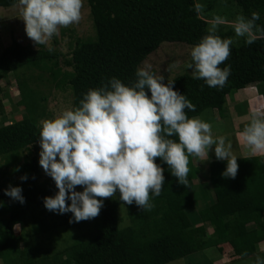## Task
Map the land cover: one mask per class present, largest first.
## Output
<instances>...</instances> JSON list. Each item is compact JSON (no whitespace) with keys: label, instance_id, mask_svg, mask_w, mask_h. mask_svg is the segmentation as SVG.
<instances>
[{"label":"trees","instance_id":"16d2710c","mask_svg":"<svg viewBox=\"0 0 264 264\" xmlns=\"http://www.w3.org/2000/svg\"><path fill=\"white\" fill-rule=\"evenodd\" d=\"M84 1L94 37H76L66 50L59 47L57 35L48 47L36 46L26 35L23 17L0 26L10 35L8 43L0 48V72L17 76L18 70H31L30 79L37 81L34 90L31 83L19 80L21 98L16 104L22 105L26 117L0 126V156L20 155L24 163L19 173L28 177L17 181L12 172L0 182V264H166L209 247L218 256L224 249L231 250V261L264 253L259 248L264 243V154L237 159L234 179L221 176L226 167L224 161H211L207 179L212 199L202 209L196 208L192 192V155L188 157L187 186L178 184L163 164L164 184L158 196L149 193L151 207L142 210L135 203L124 204L128 225L118 226L117 206L121 200L117 191L118 194L104 199L96 216L99 227L94 236L74 240L60 249L51 247L49 252L28 260L19 253L25 241L20 228L26 212L30 207L44 206L43 198L58 191L55 184L40 180L37 154L41 120L79 107L89 89L98 88L113 77L131 84L136 80L137 68L145 65L148 56L163 43L189 47L207 34V22L194 11V0ZM233 1L240 15L250 17L253 12L259 13L260 19L255 23L264 29V0ZM17 5L18 0H0V10L5 12ZM7 22L13 29L7 27ZM231 33L230 29L218 28L217 35L231 38ZM225 65H230L231 71L222 88H210L185 71L170 78L174 80V90L195 105L194 111L185 110L189 118H196L205 109L226 116V97L231 93L236 97L250 86H260V106L264 105V37L257 36L252 44L242 41L230 45V55L219 67ZM151 71L155 73L156 68ZM41 85L49 87L50 93ZM51 90L55 92L50 101L56 105L52 112L47 109ZM3 110L0 100V116ZM156 162L160 163L159 158ZM9 185L21 187L23 204L4 195ZM75 190L82 191V187L76 186ZM66 216L71 218L72 214ZM35 226L33 232L37 234ZM184 264L193 263L187 260Z\"/></svg>","mask_w":264,"mask_h":264},{"label":"clouds","instance_id":"9594fccd","mask_svg":"<svg viewBox=\"0 0 264 264\" xmlns=\"http://www.w3.org/2000/svg\"><path fill=\"white\" fill-rule=\"evenodd\" d=\"M82 2L18 0L27 37L36 46L48 47L60 27L80 20ZM203 10V4L194 3L197 15ZM259 19L257 12L250 17L237 15L232 22L235 36L244 37L246 44H252L257 36L264 37V29L255 23ZM223 23V17H212L207 34L192 46L186 65L193 79L203 80L210 88H222L231 71L230 65L219 67L233 44L232 38L217 35ZM135 75L136 80L128 85L113 77L89 89L79 107L41 121L38 163L58 189L53 196L43 198L46 210L71 213L70 223L90 220L98 216L103 198L113 197L117 191L124 204L135 203L146 210L151 207L149 193L158 196L164 184L163 164L178 184L187 186L188 157L206 161L210 150L226 164L221 176L235 178L238 156L231 143L223 136L213 137L207 122L186 115L185 110L194 111L195 105L174 90V80L165 83L164 75L153 73L147 64L137 68ZM252 87L256 88H248ZM241 135L252 153L264 152V113L254 111ZM173 136L177 139L170 138ZM27 179L26 175L20 177L21 181ZM76 186L82 191H76ZM4 195L20 204L25 202L19 186L9 185ZM253 264H264V257L257 255Z\"/></svg>","mask_w":264,"mask_h":264},{"label":"rangeland","instance_id":"374dc122","mask_svg":"<svg viewBox=\"0 0 264 264\" xmlns=\"http://www.w3.org/2000/svg\"><path fill=\"white\" fill-rule=\"evenodd\" d=\"M195 2H199L204 5V10L199 16L206 20L207 25L214 15L221 16L224 18L225 23L219 25L218 28L223 30L230 29L232 32L231 38L233 39L234 44L245 41L244 37H236L233 31L232 22L235 20L237 15H240V9L235 5L233 0H194V3ZM208 3L211 5V8H208ZM21 11L22 9L20 5L14 6L10 12L0 10V26L6 21H17L18 18L21 19L23 17ZM91 25L88 6L83 0L80 20L67 27H60L58 34H56L58 36L57 38H59L58 45L61 50L69 49V47H71L74 43L76 37H80L81 39L85 38V36L94 37ZM7 27H9V29H13V26L8 22ZM16 27L18 26L16 25ZM8 36H10L9 32L0 27V48L8 43ZM49 42H51V40ZM191 48L192 46L187 47L185 44L163 43L157 50L148 56V59L144 62V64L150 65L151 68H156L155 74L164 75L165 80L170 79L183 71L192 74L186 67V65L190 62L189 53ZM31 72V70H18L17 76L14 73L3 74L0 72V100L2 101L4 109V113L0 116V126L12 122L13 120L20 119L26 115L22 109V105L18 106L16 102L21 98L20 87L22 85L20 84L22 82L20 83L19 80L23 82L27 81L29 85L31 83L30 87H33V89L34 87H37V81L30 79ZM34 73L39 72L34 71ZM47 84L48 82H45V85ZM45 85L41 86L44 88L45 92L50 93L48 92V89L50 88ZM54 92L51 90V94L48 98L50 105H48L47 109H50L51 112L56 110V105H53L50 101ZM239 93L240 94L236 97L232 93L226 97L225 103H228L225 105L226 108L224 107L226 116L224 114L222 117L219 114L217 115L216 111L205 109L196 118L210 124L213 137H225L226 143H231L233 153L238 156L237 159L251 155L262 156L264 152L252 153L246 146L241 135L243 129L250 123L252 113L254 111L261 109V111H259L264 113V105L260 106L262 101H259V99H261L260 86L256 88H247V91H243V94L241 92ZM248 93H250V95ZM57 98H59L57 99L58 102V100L61 99V94L59 97L57 96ZM214 160L217 159L211 150L208 153V159L206 161L203 157H196L192 155V170L194 171L192 179V192L196 197L197 209L204 208L207 203L210 202V199H212V191L207 179V168L208 164ZM23 163L24 160H22L20 155H15L14 153H10L6 156L1 155L0 182H4V177H8V175L12 172L15 174L14 180H20V177L24 175H20L21 173H19ZM17 169L19 170L17 171ZM40 180H45L49 185H54V181L44 173L41 167ZM116 194H118V192H116ZM97 199L100 198L98 197ZM37 207L39 209L32 207L29 208L25 214L24 223L20 228V233L23 235L25 241L19 248V253L24 259L28 260L36 258L38 255L49 252L48 250L51 247L54 249H60L61 247L72 243L74 240H86L94 236L98 231L99 220L96 225V217L90 220L80 222L73 221L70 223V218L66 216V214L53 213L42 208L44 206ZM117 214L119 217V227L129 224L130 220L122 201H119L117 206ZM33 225L37 226V234L33 232ZM18 229L19 227L17 226L16 231ZM259 248L261 251H264V243H261ZM231 253V250L224 249L222 254L218 256L215 253L214 248L209 247L166 264H184L187 260L193 264H253L257 255L264 257V253L260 252L259 254L244 257L237 261H231ZM25 255H27V257H25Z\"/></svg>","mask_w":264,"mask_h":264},{"label":"crops","instance_id":"0c3cea01","mask_svg":"<svg viewBox=\"0 0 264 264\" xmlns=\"http://www.w3.org/2000/svg\"><path fill=\"white\" fill-rule=\"evenodd\" d=\"M244 91H247V88L244 90ZM243 94V93H242ZM250 95V93H248Z\"/></svg>","mask_w":264,"mask_h":264}]
</instances>
